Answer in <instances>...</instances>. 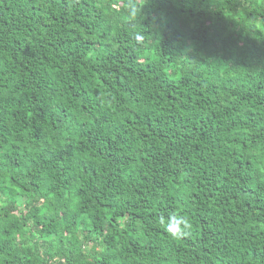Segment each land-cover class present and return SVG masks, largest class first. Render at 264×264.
Segmentation results:
<instances>
[{
    "label": "trees",
    "instance_id": "16d2710c",
    "mask_svg": "<svg viewBox=\"0 0 264 264\" xmlns=\"http://www.w3.org/2000/svg\"><path fill=\"white\" fill-rule=\"evenodd\" d=\"M137 3L0 0V264H264V0Z\"/></svg>",
    "mask_w": 264,
    "mask_h": 264
},
{
    "label": "clouds",
    "instance_id": "9594fccd",
    "mask_svg": "<svg viewBox=\"0 0 264 264\" xmlns=\"http://www.w3.org/2000/svg\"><path fill=\"white\" fill-rule=\"evenodd\" d=\"M141 5L137 0H128L126 13L129 18H135L141 11ZM135 39L139 42L143 37L139 34L135 35ZM159 225L173 239H182L190 235L192 229L191 220L186 215H181L179 210L174 213H169L167 216L160 214L156 219Z\"/></svg>",
    "mask_w": 264,
    "mask_h": 264
}]
</instances>
